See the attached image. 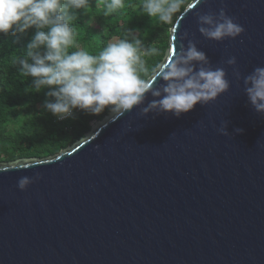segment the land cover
<instances>
[{
	"label": "water",
	"instance_id": "water-1",
	"mask_svg": "<svg viewBox=\"0 0 264 264\" xmlns=\"http://www.w3.org/2000/svg\"><path fill=\"white\" fill-rule=\"evenodd\" d=\"M189 5L161 64L187 46V31L226 71L228 91L179 118L143 115L154 99L146 94L144 105L109 113L51 158L0 163V264H264V113L243 84L264 67V0ZM222 7L244 32L208 40L194 13Z\"/></svg>",
	"mask_w": 264,
	"mask_h": 264
},
{
	"label": "clouds",
	"instance_id": "clouds-1",
	"mask_svg": "<svg viewBox=\"0 0 264 264\" xmlns=\"http://www.w3.org/2000/svg\"><path fill=\"white\" fill-rule=\"evenodd\" d=\"M100 4L105 17L125 6L124 0H100ZM182 6L184 0H143L141 8L150 18L169 25ZM90 8V0H0V34L15 36L35 29L16 63L21 77L32 78L31 89H49L46 96L54 99L44 101L43 111L61 121L73 118L75 109L92 115L107 109L118 117L144 105L146 94H150L154 99L142 107L143 115L170 113L179 118L195 105H206L228 91L226 71L212 67L187 31L180 37L188 41L187 46L181 43L175 58L168 55L166 62L152 69L154 74H150L146 58L159 55L160 50L152 44L146 46L138 30L128 28L123 38L107 43L98 55L85 50L69 51L75 43V10L87 13ZM194 15L199 33L208 40L235 39L244 32L223 7L218 13ZM226 63L235 66L237 61L233 56ZM234 75L240 78L235 67ZM157 78L163 83L155 85ZM243 84L248 102L256 112L264 113V67H256L243 77ZM219 131L228 134L226 126ZM40 178L39 173L33 178L21 177L18 188L26 190Z\"/></svg>",
	"mask_w": 264,
	"mask_h": 264
},
{
	"label": "trees",
	"instance_id": "trees-1",
	"mask_svg": "<svg viewBox=\"0 0 264 264\" xmlns=\"http://www.w3.org/2000/svg\"><path fill=\"white\" fill-rule=\"evenodd\" d=\"M194 0H184V6L175 14L169 25L160 23L143 13V0H124V8L105 17L100 0H90L91 8L84 13L76 11L75 43L69 51L85 50L92 55L115 39L124 37L126 30H138L137 35L146 46L153 45L160 54L147 57L150 74L163 61L169 48L170 30L187 5ZM35 29L15 36L0 34V163L19 159H46L71 147L84 138L93 124L102 121L110 112L100 115L74 110V117L58 121L51 113L43 111L42 105L49 89L35 92L32 78L19 75L16 63L23 56Z\"/></svg>",
	"mask_w": 264,
	"mask_h": 264
},
{
	"label": "built area",
	"instance_id": "built-area-1",
	"mask_svg": "<svg viewBox=\"0 0 264 264\" xmlns=\"http://www.w3.org/2000/svg\"><path fill=\"white\" fill-rule=\"evenodd\" d=\"M58 120V119H57ZM58 121H61V120H58Z\"/></svg>",
	"mask_w": 264,
	"mask_h": 264
}]
</instances>
